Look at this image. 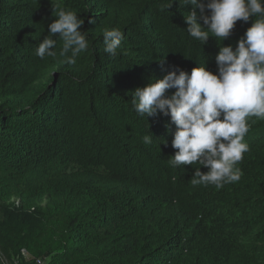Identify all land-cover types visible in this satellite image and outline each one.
<instances>
[{
  "label": "trees",
  "instance_id": "16d2710c",
  "mask_svg": "<svg viewBox=\"0 0 264 264\" xmlns=\"http://www.w3.org/2000/svg\"><path fill=\"white\" fill-rule=\"evenodd\" d=\"M171 2L0 0V264H264V119L249 118L238 182L193 187L199 164H169L170 118L132 107L176 68L215 74L218 47L255 18L201 45L185 30L191 6ZM61 8L84 21L75 64L58 36L55 57L36 55Z\"/></svg>",
  "mask_w": 264,
  "mask_h": 264
},
{
  "label": "clouds",
  "instance_id": "9594fccd",
  "mask_svg": "<svg viewBox=\"0 0 264 264\" xmlns=\"http://www.w3.org/2000/svg\"><path fill=\"white\" fill-rule=\"evenodd\" d=\"M182 4L191 6L184 18L185 30L201 45L211 36L223 42L232 35L237 21L255 19L235 48L218 47L215 74L205 65L190 73L176 68L162 79L136 88L132 107L140 117H169L175 127L174 131L169 129L175 150L170 166L199 164L194 168L191 185L221 189L243 175L236 165L250 150L244 142L251 127L249 118L264 119V0H182ZM83 23L76 12L59 9L57 18L48 25L51 35L39 43L36 55L41 59L55 57L53 37L58 36L63 42L59 53L65 58L63 62L75 64L78 55L89 47L85 32L79 31ZM122 40L119 29H105L104 52L116 57ZM168 90L174 91L168 95ZM152 138L146 134L142 139L151 144ZM201 167L208 171L202 173Z\"/></svg>",
  "mask_w": 264,
  "mask_h": 264
},
{
  "label": "built area",
  "instance_id": "2783aa9c",
  "mask_svg": "<svg viewBox=\"0 0 264 264\" xmlns=\"http://www.w3.org/2000/svg\"><path fill=\"white\" fill-rule=\"evenodd\" d=\"M37 264H44V262L39 260V261H37Z\"/></svg>",
  "mask_w": 264,
  "mask_h": 264
}]
</instances>
